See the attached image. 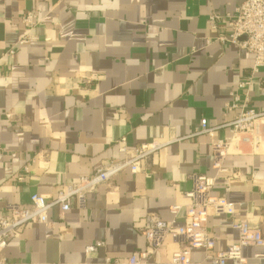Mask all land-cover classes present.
Returning a JSON list of instances; mask_svg holds the SVG:
<instances>
[{
    "label": "crops",
    "instance_id": "crops-1",
    "mask_svg": "<svg viewBox=\"0 0 264 264\" xmlns=\"http://www.w3.org/2000/svg\"><path fill=\"white\" fill-rule=\"evenodd\" d=\"M243 1L0 0V51H15L0 61V214L8 204L29 207L34 194L51 199L59 187L125 159L118 152L123 137L129 150L168 143L139 174L124 171L98 186L83 209L73 205L61 220L54 207L47 214L52 226L21 229L4 251L10 264L127 258L145 249L140 228L147 214L170 221L169 208L187 202L188 175H216L211 144L229 138V129L185 137L201 119L221 125L234 116L224 104L248 79L254 57L215 40L207 18L233 14ZM26 11L40 19L31 41L22 40ZM219 28L228 34L225 25ZM262 80L264 68L254 76L248 105L260 112ZM224 165L241 178L228 183L229 191L218 178L211 195L231 203L234 217L249 218L264 239V154L240 146ZM208 227L215 250L236 242L228 216L210 212ZM97 241L104 247L86 254ZM172 249L168 240L151 261H166ZM242 255L246 264H264V245ZM192 260L211 264L201 250Z\"/></svg>",
    "mask_w": 264,
    "mask_h": 264
},
{
    "label": "built area",
    "instance_id": "built-area-1",
    "mask_svg": "<svg viewBox=\"0 0 264 264\" xmlns=\"http://www.w3.org/2000/svg\"><path fill=\"white\" fill-rule=\"evenodd\" d=\"M21 23L25 34L23 41H31V32L39 24L36 13L26 11L21 15ZM209 29L216 34L215 40L221 43H231L254 57L250 75L247 80L238 84L239 93H230V101L224 104L227 113H234L233 118L221 125H209L205 119L187 136L193 138L199 135H212L216 130L227 128L231 136L211 144L212 167L216 175L208 177L190 174L187 179L191 182V189L184 193L185 204L173 205L169 208L170 221H165L155 214H147L140 228L145 241V249L132 253L127 258L105 257L102 264H199L193 262L192 252H204V260L211 264H246L242 250L246 247L264 245L261 232L251 226L249 218L234 217L233 205L220 197L211 195V190L218 178L226 181V191L229 182L240 179L238 171L231 170L224 165L226 157L231 153H239L240 146L246 147L251 154H264V111L249 108L250 89L254 85V76L264 68V0H244L234 9L233 14L221 16L211 13L207 18ZM225 25L228 34L223 35L219 30ZM14 49L0 51V61L6 57H13ZM10 68L7 67L6 70ZM261 95L264 96V80L258 83ZM181 139H177L179 141ZM118 152L127 155L121 161H108L98 166L89 176L81 177L76 185L59 187L56 195L46 199L39 195L30 197V206L8 204L4 213L0 214V264H10L4 251L11 237L21 229L31 224L52 226L47 219L49 210L59 207V219H63L65 212L73 205L81 210L85 207L86 196L124 171L136 175L141 172V165L168 143L151 141L137 145L132 150L126 147V139L118 141ZM2 149L0 148V154ZM27 168H24V172ZM19 178L18 180H20ZM210 212L214 215H226L231 220V227L236 231L237 239L223 251L214 247V239L208 227ZM181 220L182 224L177 221ZM174 246L166 261L153 262L151 258L161 253L167 241ZM104 247V242L97 241L85 248L86 254L97 252Z\"/></svg>",
    "mask_w": 264,
    "mask_h": 264
}]
</instances>
